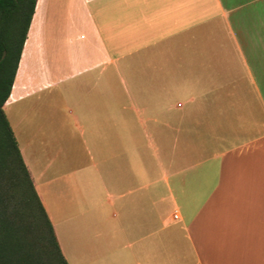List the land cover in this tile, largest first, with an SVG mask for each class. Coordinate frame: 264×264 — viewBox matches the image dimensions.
Returning <instances> with one entry per match:
<instances>
[{
	"label": "crops",
	"instance_id": "obj_1",
	"mask_svg": "<svg viewBox=\"0 0 264 264\" xmlns=\"http://www.w3.org/2000/svg\"><path fill=\"white\" fill-rule=\"evenodd\" d=\"M3 111L67 264H264V0H36Z\"/></svg>",
	"mask_w": 264,
	"mask_h": 264
},
{
	"label": "trees",
	"instance_id": "obj_2",
	"mask_svg": "<svg viewBox=\"0 0 264 264\" xmlns=\"http://www.w3.org/2000/svg\"><path fill=\"white\" fill-rule=\"evenodd\" d=\"M35 4L0 0V264H67L3 111Z\"/></svg>",
	"mask_w": 264,
	"mask_h": 264
},
{
	"label": "rangeland",
	"instance_id": "obj_3",
	"mask_svg": "<svg viewBox=\"0 0 264 264\" xmlns=\"http://www.w3.org/2000/svg\"><path fill=\"white\" fill-rule=\"evenodd\" d=\"M49 11H48V13H47V18H49V21L51 22V8H49L48 9ZM49 22V30H50V34H51V23ZM50 48V47H49ZM48 53H50V51H47ZM46 60H48L47 62V64H49L50 65V57L49 56H45L44 57ZM5 136H6V140H7V142H8V145L10 146V139H9V137L7 136V134H5ZM74 138L77 140V138H78V135H77V133H76V135H74Z\"/></svg>",
	"mask_w": 264,
	"mask_h": 264
}]
</instances>
